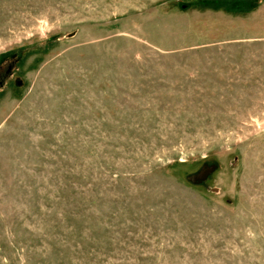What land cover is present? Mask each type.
<instances>
[{"label":"rangeland","instance_id":"1","mask_svg":"<svg viewBox=\"0 0 264 264\" xmlns=\"http://www.w3.org/2000/svg\"><path fill=\"white\" fill-rule=\"evenodd\" d=\"M0 264H264V0H0Z\"/></svg>","mask_w":264,"mask_h":264}]
</instances>
